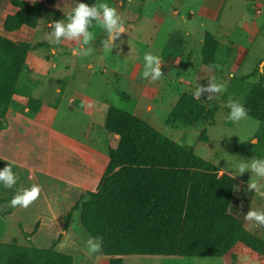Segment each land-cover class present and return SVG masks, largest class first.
Instances as JSON below:
<instances>
[{
    "label": "trees",
    "instance_id": "trees-1",
    "mask_svg": "<svg viewBox=\"0 0 264 264\" xmlns=\"http://www.w3.org/2000/svg\"><path fill=\"white\" fill-rule=\"evenodd\" d=\"M9 1L16 11L3 22L8 33L22 26L35 28L44 4L55 3L45 0L28 6L24 0ZM41 45L0 35V128L12 97L22 93L18 83L28 52ZM215 51L216 42L206 36L204 64L215 67ZM27 97L28 116H32L40 110L41 101L30 94ZM242 104L250 118L264 124L262 78L249 86ZM212 117L209 108L184 91L166 123L191 128L209 119L212 122ZM104 129L119 141L109 150L98 189L80 206V222L90 236L102 237L101 250L109 264H122L124 256L220 258L238 245L264 258V238L244 226L255 191L240 184L234 194L232 176L218 175L216 166L191 148L119 107H109ZM257 136L256 143H240L232 153L240 158L264 156V131ZM1 254L2 264H72L68 254L16 244H0Z\"/></svg>",
    "mask_w": 264,
    "mask_h": 264
},
{
    "label": "crops",
    "instance_id": "crops-1",
    "mask_svg": "<svg viewBox=\"0 0 264 264\" xmlns=\"http://www.w3.org/2000/svg\"><path fill=\"white\" fill-rule=\"evenodd\" d=\"M172 1L175 4L171 5ZM24 2L31 6L44 3L45 0ZM253 3L256 6L250 8L248 0H171L169 8L160 12V17L153 19L151 16L149 19L153 23H164L168 29L164 46L159 51L162 54L159 56L161 65L165 67L162 72L164 83L176 78L188 85L186 79L193 77L192 54H195V61L200 63L197 69L207 67L202 62L206 36H211L216 42L214 57L219 50L232 57L228 77H235L249 50L229 38L233 30L245 33L248 42L258 36L260 23L257 19L263 14L264 0H254ZM238 8L241 12L234 13ZM255 8H260V11L256 13ZM43 10L44 6L35 28L41 22ZM15 11L9 0H0L1 36L8 33L3 30L5 18ZM235 14L238 17L231 22ZM141 20L144 22L141 26L129 25L130 29L138 33L145 32V20L143 17ZM169 21L173 22L172 25ZM195 21H198V26L192 28L190 25ZM182 59H188L190 64H184ZM26 65L27 61L21 77L27 72ZM82 66L92 70L91 63H83ZM172 67L180 68L181 73L177 77ZM75 68H78V63L72 64L71 69ZM101 68L104 69V66ZM142 68L143 59L141 62L136 61L133 67L127 68L129 73L126 78L140 86L145 84L140 76ZM213 68H219L218 64ZM29 79L25 77L22 84V80L19 81L18 88L22 93L12 97L1 119L0 167L6 163L12 164L18 183L11 187L16 191L11 190L4 195V201L1 196L8 193L9 189L4 192L6 188L2 190L0 184V244L51 249L70 255L72 264H95L97 253L89 254L84 247V240L90 235L81 225L80 206L88 199L89 193L98 189L109 163V150L114 149L119 141L117 135L104 129L107 111L112 105L105 96L98 94L95 97L86 90L90 82L87 77L82 83L65 84L58 103L40 100V110L28 116L27 94L36 97L29 86L35 80ZM135 92L139 94L141 88L136 87ZM104 130L108 134L100 138ZM32 184L40 185L38 197L27 207L11 205L13 195ZM98 253L103 254L102 250Z\"/></svg>",
    "mask_w": 264,
    "mask_h": 264
},
{
    "label": "rangeland",
    "instance_id": "rangeland-1",
    "mask_svg": "<svg viewBox=\"0 0 264 264\" xmlns=\"http://www.w3.org/2000/svg\"><path fill=\"white\" fill-rule=\"evenodd\" d=\"M170 1L106 0L125 18L126 33H121L117 46L108 51L102 46L105 36L104 30L95 24L91 30L95 35V39L90 44L93 51L86 57L72 54L71 49L78 46L77 40L64 41L62 38L59 45H50L46 36V33L51 31L49 24L55 20H63L74 0H58L53 5L44 4L42 19L37 28L23 27L12 33H4V35L16 42H27L31 45L42 43L40 47L29 51L26 60L27 72H24L22 77H20V80H22L21 84L24 82L25 77H29V80H35L33 85H29L34 91L35 98L43 102L58 103L63 94L65 84L75 85L77 82L82 83L84 78L88 77L90 82L86 90L91 95L95 97H98V94L105 96L110 105L136 114L164 136L178 144L191 148L196 155L216 166L218 175L225 173L232 176L235 180V194L240 184L247 185L248 180L256 179V177L250 176V171L236 175L237 173L229 167L230 161H235L238 158L232 153V150L240 143L249 140L252 143H256L258 132L264 131V124L252 118L249 121L236 123L227 120L228 108L226 101L231 97L242 103L249 86L258 82L261 78L264 85V74L259 71L260 65L264 62V59L262 62L260 61L264 57V10L263 14L257 19L258 23H260V33L251 42H248V36L242 31H231L232 35L229 40L249 50L247 58H245L240 70L235 73V77H228L232 57H228L222 50H219L216 57H214V62L216 63L217 61L216 64L219 66L217 69L208 66L206 63V68L197 69L200 63L198 64V61H195V54H192V60H190L192 61L193 77L186 79L188 85L180 83L176 78L169 83H164L163 73L160 80L149 81L143 78L145 84L137 85L132 79L126 78L129 73L127 68L133 67L136 61L141 62L143 59L141 56H144L145 52L151 51L158 56H162L159 51L164 46L168 29L164 23H153L149 18L151 16L154 17H152L153 19L160 17L161 13L169 8ZM248 1H250V8L256 6L253 3L254 0ZM100 2H104V0H99L98 3ZM173 3L175 4L172 1L171 5ZM257 11H260V8L259 10L255 8L256 13H258ZM142 12H145V14L143 13L144 15H142ZM238 12H241V9H236L234 13ZM142 17L145 20V32L138 33V31L130 29L129 25L141 26L144 23L141 20ZM237 17L238 14H235L231 18V22L234 21V18L236 20ZM172 23V21H169V24L172 25ZM178 24L182 27L180 22ZM190 26L197 28L198 21L193 22ZM139 52L142 54H139ZM183 61L184 59L181 60V62ZM202 62L204 63L203 58ZM73 63H78V68L71 69ZM83 63H91L92 70L83 67ZM184 64L189 65V60H185ZM101 66H104L105 70ZM161 68L162 72H164L165 67L161 65ZM29 69H31V72ZM142 71L143 68L141 69ZM172 71L175 77L181 73L180 68L177 67H172ZM212 77L225 84L224 92L213 94L212 99L207 98L209 95L207 92H202L199 98L213 112L212 122L209 119L191 128L168 125L166 123L167 116L179 96L184 91L193 89L196 83L206 85L208 83L207 79ZM136 87L141 88V94H136ZM66 95L68 94L66 93ZM135 96L136 100L134 99ZM253 121L256 122L255 128L251 135H248V128ZM204 130L206 133H204ZM107 134L104 130L99 137L105 138ZM242 159L247 160L248 158ZM3 167L4 165H1L0 168ZM16 182L18 183L17 180ZM260 183H264V180H261ZM1 186L2 190L6 188L2 184ZM7 189H9L8 193H4L1 196L3 201L5 200L4 195L14 190L13 188H6L4 192ZM251 208L264 211V194L255 192ZM244 226L249 231L264 238V225L245 219ZM3 256L1 254L0 264L3 263ZM96 257L95 264H109L108 258L103 254L99 255L97 253ZM85 264L92 263L87 262ZM122 264H264V258L238 245L230 253L220 258L124 256L122 257Z\"/></svg>",
    "mask_w": 264,
    "mask_h": 264
},
{
    "label": "clouds",
    "instance_id": "clouds-1",
    "mask_svg": "<svg viewBox=\"0 0 264 264\" xmlns=\"http://www.w3.org/2000/svg\"><path fill=\"white\" fill-rule=\"evenodd\" d=\"M93 22L104 30L105 36L102 46L108 51L117 46L121 33H126L125 18L106 0L91 4L84 2V0H74L63 20H55L49 24L51 31L46 33L49 44L59 45L62 38L64 41L77 40L78 46L71 49L72 54L86 57L93 51L92 47H90L91 42L95 39L94 33L90 31ZM259 71L264 74V62L260 65ZM141 76L149 81L161 79L163 76L161 58L157 54L151 51L145 52ZM207 80L208 83L206 85L196 83L193 89L188 90L194 99H199L202 92L209 93L208 99H212L213 94L224 92V83L217 81L215 77ZM226 106L228 108L227 120L234 123L250 120L247 109L239 100L229 97L226 101ZM255 125L256 122H251V126L248 128V135H251ZM229 167L237 173L236 175L250 171V176H254L256 179L248 180L247 189L264 194L262 192L264 183H260L261 180H264V156L248 158L247 160L238 157L235 161H230ZM16 180L17 175L13 171L12 164L6 163L3 168H0V184L6 188H11L16 183ZM39 194L40 185L32 184L17 191L11 198L10 203L13 206L27 207ZM244 218L259 225H264V211L259 209L249 208L244 214ZM101 245L102 237L100 236H88L84 240V247L89 254L100 252Z\"/></svg>",
    "mask_w": 264,
    "mask_h": 264
}]
</instances>
